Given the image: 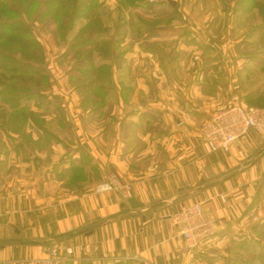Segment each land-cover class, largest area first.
I'll use <instances>...</instances> for the list:
<instances>
[{
  "label": "crops",
  "instance_id": "crops-1",
  "mask_svg": "<svg viewBox=\"0 0 264 264\" xmlns=\"http://www.w3.org/2000/svg\"><path fill=\"white\" fill-rule=\"evenodd\" d=\"M253 3L229 16L224 10L214 25L224 29L235 15L260 18L252 42H229L221 60L207 61L212 94H176L174 86L152 94V81H182L183 34L174 26L158 37L128 21L120 33L143 38L116 41L109 111L85 108L86 98L71 92L42 94L47 105L31 104L37 120L25 125L24 104L0 108V264H25L53 246L74 251L67 264H231L250 220L263 214L264 137L250 132L229 151L212 153L201 127L234 104L264 106V0ZM165 37L174 40L167 55L156 42ZM111 176L131 186L128 199L95 193ZM197 202L217 220V233L190 250L171 217Z\"/></svg>",
  "mask_w": 264,
  "mask_h": 264
},
{
  "label": "rangeland",
  "instance_id": "rangeland-1",
  "mask_svg": "<svg viewBox=\"0 0 264 264\" xmlns=\"http://www.w3.org/2000/svg\"><path fill=\"white\" fill-rule=\"evenodd\" d=\"M3 1L7 3L8 9L16 8L17 14L7 12L0 20L11 22L22 20V29L17 32L9 29V25L6 27V38L16 36L28 43L20 46L1 40L0 50L21 60L20 62L24 64L31 62L35 65V71L32 70L30 73L27 70L28 72L22 75L10 72L9 69L14 67V64L8 60L6 67L0 69V82L5 81L6 86L13 84L27 90L8 94H28V91H32L33 94H70L71 92L82 94L80 95L81 101L86 98L85 108L107 111L110 110V105L106 100L108 94H111L109 75L111 64L115 62L113 60L114 49L116 41L128 39V31L120 33L122 26L128 24V21H132V26L131 24L130 26L135 30L143 25L149 26L152 34L156 33L158 37H162L161 32L158 31H169L174 26L181 28L180 34H183L181 38L183 49L178 57L182 56L181 59H187L188 63L182 67L184 71L182 81L167 82L161 85L152 81L151 85L155 87L151 91L152 94H157L158 86L167 94H170L168 91L170 88L173 89V86L176 94H179L180 89H183L181 94H212V90L207 91L208 87L213 89L212 83H207L212 63L206 67L207 61L210 58L221 60L222 48L229 42H252L257 33L256 27L260 22V18L256 19L254 15L240 22L235 15L229 20L227 18L224 29L223 25H220L215 28V31L213 30L214 25L222 18L224 10L228 14L233 9L241 11L246 6L252 8L254 0H174L176 2L174 8L166 0ZM81 21L83 22L79 26L80 29H77V35L72 36L70 29L76 28ZM243 22L244 27H242ZM2 28L4 27L0 30H3ZM140 30L139 32L142 33ZM91 32L93 33L87 40ZM177 34L179 36V33ZM142 38V35L132 37L137 43H140ZM105 39V42H101ZM133 40L128 39L131 42ZM30 42H33L31 46ZM79 42H84V44H79ZM156 42H159L166 55L170 54L169 51L174 45L173 39L159 38ZM91 50L94 53L92 61H89L87 54ZM22 53L24 56L21 58ZM29 55H33L32 60H28ZM59 76L61 79H58ZM195 77H199L200 80L195 82ZM59 80L64 81L58 83ZM216 93L222 94L219 89ZM4 98L6 95L0 96V108H9L10 104L5 102ZM27 102V104L24 103L23 111H21L25 123V117L28 123L31 120L28 110L31 104H41L44 101L37 97ZM199 102L201 103L199 108L203 110L201 105L203 102L204 105L207 104V100L203 99ZM53 104L59 106L56 102ZM42 105H47V103L44 102ZM34 119L37 120L36 117ZM206 122L202 125V130ZM24 140H27V137H24ZM262 210L263 214L256 215L250 220L251 230L249 229L247 233V240L238 244V248L233 249L235 253L232 254L231 264H264V201ZM255 223L259 225L256 232L253 229Z\"/></svg>",
  "mask_w": 264,
  "mask_h": 264
},
{
  "label": "built area",
  "instance_id": "built-area-1",
  "mask_svg": "<svg viewBox=\"0 0 264 264\" xmlns=\"http://www.w3.org/2000/svg\"><path fill=\"white\" fill-rule=\"evenodd\" d=\"M250 132L264 137V107L234 104L213 114L203 127L202 136L210 152L216 153L229 151ZM130 191L131 186L116 176L107 178L95 188L97 194L119 193L125 199L129 198ZM221 199L225 202L224 197ZM171 218L178 236L190 250L200 248L217 233V220L205 213L200 202L182 209ZM73 255L71 248L53 246L47 249L44 257L28 260L25 264H67Z\"/></svg>",
  "mask_w": 264,
  "mask_h": 264
},
{
  "label": "trees",
  "instance_id": "trees-1",
  "mask_svg": "<svg viewBox=\"0 0 264 264\" xmlns=\"http://www.w3.org/2000/svg\"><path fill=\"white\" fill-rule=\"evenodd\" d=\"M7 12H14L15 14H17L16 13V8L14 9V8L10 7L8 9L7 3L5 1H3V0H0V18L5 16V14H7ZM80 18H82V16ZM8 25H9V29H11L14 32H17L18 30L22 29V27H21L22 26V20L21 19L15 20L14 22L1 21L0 20V29H1V27H4V28H2L3 30H0V41L1 40L2 41H6V43L8 42V43H11V44H14V45L15 44H19L20 46H23V44H27L28 43V41H26V40L24 41V40H22L20 38H17L16 36H12V37H9L7 39L6 38V32H7L6 31V27ZM72 30L73 29L71 28L70 32H72ZM92 33L93 32H91V34H89V37L87 38V40L90 39ZM87 40H85V41H87ZM84 42H79V44L83 45ZM32 43L33 42H30L29 45L31 46ZM4 50H6V49H4ZM93 53L94 52L91 50V51H89V54H87V59L89 61H92ZM20 56L22 58V56H24V53H22V55H20ZM27 58H28V60H30V59L32 60L33 59V55H29ZM8 60L13 62V64H14V67L9 69L10 72H12V73H18V74H22L23 75V74H25V72H28L27 70H29L30 73H32V70L35 71V68H34L35 65H33V63L25 62V64H24L23 62H20L21 60H17V58L12 57V56L6 54L5 52L3 53V51L0 50V69L4 68V66L6 65ZM36 71H38V70H36ZM22 91H27V90L25 88H23V87H20V86H17V85H13V84H10L9 86H6L5 81L0 82V96L4 97L6 95V98H4V101L8 102V104H10V108H18L22 104L26 103L28 100H31L32 98H37V97L41 98L42 97V94H33L32 91H28V94H21V95L20 94H8L10 92H12V93H20ZM18 95H20V96H18ZM258 107H264V106H258ZM25 119H26V123H28L27 122L28 119L26 117H25ZM31 119H34V115H32V114H31ZM21 122L24 125L26 124L25 122H23V113H21Z\"/></svg>",
  "mask_w": 264,
  "mask_h": 264
},
{
  "label": "water",
  "instance_id": "water-1",
  "mask_svg": "<svg viewBox=\"0 0 264 264\" xmlns=\"http://www.w3.org/2000/svg\"><path fill=\"white\" fill-rule=\"evenodd\" d=\"M166 2H167L170 6H172L173 8L176 7V2H175L174 0H166ZM130 204H131L133 207H137V206H139V204H138L135 200H133V199L130 200Z\"/></svg>",
  "mask_w": 264,
  "mask_h": 264
}]
</instances>
